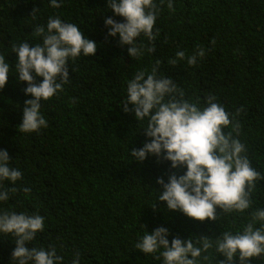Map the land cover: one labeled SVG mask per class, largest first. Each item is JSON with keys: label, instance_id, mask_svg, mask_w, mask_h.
I'll list each match as a JSON object with an SVG mask.
<instances>
[{"label": "trees", "instance_id": "obj_1", "mask_svg": "<svg viewBox=\"0 0 264 264\" xmlns=\"http://www.w3.org/2000/svg\"><path fill=\"white\" fill-rule=\"evenodd\" d=\"M57 2L62 7L54 9L51 0H0V55L10 66L0 90V150H7L9 165L22 174L16 184L0 182V191L17 189L0 201V214L44 217L43 231L27 246L54 248L62 264H72L77 255V264H163L162 250L146 255L135 247L146 232L158 227L168 229L169 245L177 236L216 239L224 231H241L252 211L264 209V179L255 182L252 208L243 214L217 209L216 221L199 222L170 211L158 199L163 188L157 180L167 183L170 175L179 177L187 169H172L171 162L152 155L136 161L131 150L150 142L143 130L148 121L139 122L121 106L128 81L138 71L150 74L159 60L158 76L171 78L185 100L203 108L208 96L216 97L230 119L239 123L234 138L264 176V0H172L174 10H169V0H153L158 10L153 32L158 29L159 35L153 42L143 35L137 38L144 48L140 59L128 55L118 35H107L105 19L124 22L108 7V0ZM33 9H38L34 17ZM50 17L77 25L96 42L97 51L69 59V82L41 102L48 126L26 134L19 126L25 100L32 97L25 95L27 84L19 81L13 46L42 45L34 29H46ZM153 46L155 51L149 53ZM201 48L205 56L195 65L186 59L169 63L179 51L187 57ZM36 82L42 78L36 77ZM224 131H231V125ZM14 248L15 238L0 234V264H17L12 260ZM223 259L214 248L198 258L199 264H219ZM250 264H264V255Z\"/></svg>", "mask_w": 264, "mask_h": 264}, {"label": "clouds", "instance_id": "obj_2", "mask_svg": "<svg viewBox=\"0 0 264 264\" xmlns=\"http://www.w3.org/2000/svg\"><path fill=\"white\" fill-rule=\"evenodd\" d=\"M167 6L169 10H174L172 0ZM51 7L60 8L62 4L51 0ZM108 7L124 22H117L111 17L105 19V27L109 29L107 35L113 38L118 35L119 44L128 46V55L140 59L144 48L137 45V38L143 35L153 42L159 35L158 29L153 32L158 15L153 0H108ZM37 11L33 9L31 15L34 17ZM33 35L43 38L42 45L23 43L13 46L18 58L15 69L19 81L27 84L25 95L32 97L25 100L19 126L20 132L26 134L48 126L41 115V102L53 98L69 82V59L75 60L81 55L94 56L97 51L96 42L87 39L77 25L62 22L58 17H50L46 29L43 25L36 26ZM147 51L154 52V46ZM204 56L203 48L187 57L184 51H179L169 63L176 65L186 59L188 65H195L197 58ZM159 64L157 60L150 74L147 70L136 72L127 83L122 110L134 113L139 122L147 119L143 130L150 138V142L142 148H133L131 156L143 162L148 155H152L158 160L162 158L171 162L172 169L186 167L183 175L172 174L167 183L163 178L157 180L163 188L158 199L166 202L170 211H180L199 222L216 221L219 218L217 209L222 214L245 213L253 205L251 196L255 182L264 179V176L251 166L245 146L234 138V133L239 135V123L234 117L230 119V114L216 102L215 96H208L207 106L203 108L198 103L185 100L183 90L171 78L158 76ZM9 71V64L0 55V90L8 81ZM36 77L42 78V82L37 83ZM129 105L132 107L129 108ZM230 125L231 131L225 133ZM9 161L7 150H0V182L16 184L22 174L11 167ZM23 190L30 191L28 188ZM9 191L16 192L17 189L13 187L0 191V201L8 200ZM43 229L44 217L40 215L0 214V234L15 238L12 260L17 264H62L63 258L56 255L54 248L46 251L27 246ZM169 234L167 228L158 227L151 234L146 232L135 247L146 255L162 250L160 257L163 264H199L198 258L202 253L213 248L224 257L219 264H237V257L238 264H250L253 258L264 255V209L252 211L241 231H224L216 239L189 237L182 240L177 236L169 245ZM207 258L204 257L205 260ZM78 259L77 255L72 264H77Z\"/></svg>", "mask_w": 264, "mask_h": 264}]
</instances>
